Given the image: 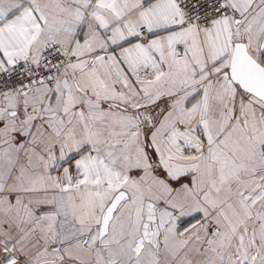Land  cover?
Wrapping results in <instances>:
<instances>
[{"label":"snow or ice","instance_id":"snow-or-ice-1","mask_svg":"<svg viewBox=\"0 0 264 264\" xmlns=\"http://www.w3.org/2000/svg\"><path fill=\"white\" fill-rule=\"evenodd\" d=\"M0 264H264V0H0Z\"/></svg>","mask_w":264,"mask_h":264}]
</instances>
